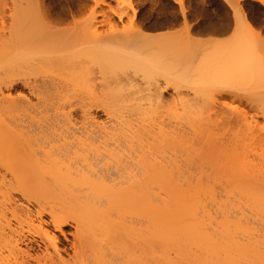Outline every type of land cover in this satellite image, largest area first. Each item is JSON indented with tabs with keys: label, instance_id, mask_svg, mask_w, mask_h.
Segmentation results:
<instances>
[{
	"label": "bare ground",
	"instance_id": "1",
	"mask_svg": "<svg viewBox=\"0 0 264 264\" xmlns=\"http://www.w3.org/2000/svg\"><path fill=\"white\" fill-rule=\"evenodd\" d=\"M106 1L0 0V264H113L105 250L123 234L134 264H175L160 241L176 255L189 245L205 264L264 263L242 208L212 235L194 200L193 215L168 211L162 224L154 208L192 199L185 174L197 149L221 159L212 169L227 196L247 210L264 204V0H221L231 20L217 25L182 0L160 10ZM160 138L166 166L150 157Z\"/></svg>",
	"mask_w": 264,
	"mask_h": 264
},
{
	"label": "rangeland",
	"instance_id": "2",
	"mask_svg": "<svg viewBox=\"0 0 264 264\" xmlns=\"http://www.w3.org/2000/svg\"><path fill=\"white\" fill-rule=\"evenodd\" d=\"M146 1L147 0H144V2H146ZM106 2H108V3L111 2V3H109L111 5L114 4V0H107ZM175 2H174V0H167V2H161V3H164V5L167 4L166 5L167 7H168V5L169 6L172 5L171 7L167 8L164 5L162 7V4L160 3V0H155V5H156L155 8L157 10H160V7L163 8V9L164 8L165 9H170V8H174L176 6V9H177L178 6L176 5V3H178V2H176V3ZM182 6H183V9L185 11H190V13H197L198 15H201L202 18L205 20V22L206 23H210L211 25H214V24L217 25L219 23H223V21L225 20V17L227 15H228V19L231 18V14H230L231 9L228 8L225 5V3H223V1H221V0H182ZM239 6H240L241 9H243L242 11H246L245 8L242 7L243 6L242 3H240ZM258 17H259L258 20H256L257 24L259 23L258 22L259 20H260V23L262 21L264 22V17H260V16H258ZM256 22H255V24H256ZM159 32H164V31H159ZM206 37H207L206 35H203L202 36V38H206ZM202 44H204V43H202ZM169 95H171V91H168V94H165L164 95L165 100H167V101L170 100L169 99L170 98ZM31 100H32L33 103L35 102L33 99H31ZM116 111H118L117 112L118 114L120 113L119 115H122L123 114L122 117L123 116H126L125 115L126 113H124V112L121 113L120 112L121 109H119V110L117 109ZM115 113L113 112V116L114 115L117 116V117H115L116 119L121 118V116L119 117L117 115V113L116 114ZM161 113L159 115H162V116L164 115L163 116L164 117L163 119H165V117L168 115V112H165V110L164 111L162 110ZM93 115H94L93 117L96 119V121H98L99 124L101 123V125L105 126V128L108 127L109 129H111L110 128V126H111V127H113L112 130H114L116 127H117V129H120V128L123 127V129H124V125H122L120 127V125L122 123V122H119V121H121L120 119H119V121L116 120L117 122H119V126H118L117 125V122L115 120H113L112 118L107 117V115H105L104 113H101V112H97L96 113L95 112ZM110 117H111V115H110ZM75 118L76 119L78 118V114L76 115ZM78 120H77V122H78ZM122 121H123V119H122ZM114 125H115V127H114ZM123 135H121V133H119L117 137H112V138H116V139H118L117 141H121L123 143L124 142L123 140L125 139L123 137ZM122 143H121V145H124ZM168 143L169 142H168V140L166 138L165 139L164 138H160L158 140V143H156L157 146H155V147H157V150H156V148H154L155 151L157 152V154L155 152H154V154L151 153V152L154 151V149L150 151V153H151L150 157L152 155L154 156L153 162H154V160L156 158H158V160H156V162H163L164 165L166 166V163L169 160L173 159V157L171 155H169L170 153L168 151V148H166L167 147L166 145H168ZM110 144H111V147H112L113 146L112 145V142ZM96 146H97V144H96ZM114 146L112 148L109 146L108 149H110V148L113 149V148H115ZM100 149L101 148H99V150ZM195 149H197V148L195 147ZM99 150H98V152H99ZM203 150L204 151H200L199 150L200 153H199L198 149L195 150L196 153H195V151L193 152L196 155H197V152H198V155L199 156L197 155V157L193 153L191 154L194 157H196V159H195L192 156V160H195L196 161L195 164H197V165H195L194 164L195 161H193L192 165L194 164V166H191L192 168H188V170H187L188 173L186 172L187 174H185V178L187 179L186 181H188L187 183L190 182L189 183L190 184V188H189L190 192L188 193L189 195L187 196V199L189 200V197H191L192 195L193 196H192V199L191 200L185 201L183 203V205L185 203L189 204V202H191V201L194 200V203L193 202L192 203L195 204L196 206L193 205L192 203H190V204H192L194 208H197L196 209L197 210L196 211L197 213L194 212L195 209H193L190 204L187 205V206L184 205L185 207L182 208L181 206H183L182 205V202L183 201H180V202L179 201L178 202L176 201L177 203H175V202H172L171 201L172 199H170V201H168L169 200L168 198H166L167 201L164 202V203H163V201H160V202L157 201L156 203L158 205L155 203L156 206L154 208L158 207L157 209L160 210V211H158L157 209H154V208L151 209L150 207H148L150 209H149V211L147 209V211L150 212L151 210L153 211V209L154 210H157L158 213L162 211L160 213L162 215L159 214L160 215L159 217L162 216V218L163 217H165V218L164 219L160 218L158 220V222L155 221L156 223H161L162 224L163 223V220H165V219H167V217H169L168 215L172 214L171 216L173 217L174 210H175V213H176V216H177L180 213H182V211H180L181 209L182 210L185 209V210L188 211V212L186 211L187 214L188 213H191L193 215V213H194L193 217L196 216V218L198 217L199 219H201L200 221H203V222L205 221V223H207V225H205L206 228L205 227L204 228H205V230L208 229L207 231L209 232V234L212 235V232L215 231L214 228L216 227L215 229L217 230L218 224L220 222H222V220H223L224 217H228V219H230V221L232 220L231 222L236 221L235 219L240 216V215H238V214H240V212H238V211H240V209L242 208L241 211L245 212L244 214L247 215V217L244 215L245 218H247L246 220H249L248 226L250 227V230H251L250 232H251L252 237H253L252 239L255 242L258 243L255 246L256 249L259 250L258 252H259L260 257L258 255V260H260V259L264 260V204H261L262 206H260V207H258L260 204L259 205L258 204L255 205L256 207L253 205V207H255V208L252 207V209H250L251 210V212H250V210H247L246 207L243 208V205L245 204L244 202H243V205L242 206L240 205L241 203L238 202V198H237L236 192H234L235 194L234 193H231V194H234V197H236V199L233 198L232 195L231 196H227L226 193H225L227 191L225 189L228 186L222 180V178H221L222 176H220V175L217 176V173L215 172L216 170H214L217 166L219 167V165H222V162H220L221 159L217 158L218 156L215 155L213 152H212L213 153L212 154V153H210L211 151L209 152L207 149L206 150L208 152L207 151L205 152V149H203ZM158 151H160V152H158ZM100 152H103V149ZM167 152H168V155L166 154ZM164 154H165V157H164ZM169 156H171V159H170ZM148 157H149V155H148ZM133 158H134V156H132V159ZM166 159L168 161L165 162ZM163 163H161V164H163ZM214 163H215V165H216V163L218 165L215 166ZM219 163H221V164H219ZM156 164H158V163H156ZM113 166L115 167L116 165H113ZM212 166H213L214 169H212ZM114 167H112V169H111V171L113 170L112 172H114ZM189 169H190V171H189ZM210 169H212V171ZM213 172H214V174L216 176L215 175H212ZM195 193H197L196 196H195ZM225 196H227V198ZM235 200H237V202L239 204ZM227 202H229V203H227ZM245 205H248V204L246 203ZM127 207L129 208V212H130V209H131V212L130 213H132L134 211L133 212L134 214L129 215V212H128V208ZM127 207H125V208L123 207L125 210H127V212L124 210V214L123 215L126 214V216L124 217L125 219H123V220H124V223L125 224H128V223L131 224V222H130L131 221V218H132V216L135 215L136 212H138V209L135 208L134 206H133L134 208H132V206L130 204ZM187 207H188V209H187ZM189 207L192 208V212L193 213L191 212V210H189L190 209ZM238 207H239V209H238ZM247 208L249 209L251 207L248 206ZM176 210L178 211V214H177V211ZM168 211L170 212V214L168 213ZM183 212H184V210H183ZM186 212H185V214H186ZM166 213H168V214H166ZM127 215H129V217ZM235 215H236V217H235ZM176 216L174 214V217H176ZM112 218H113L112 220H114V221L117 219V217H116L115 214H113ZM168 221H170V220H168ZM142 223H144V224H142V227H144L143 229H145V230L150 229L149 228L150 226L149 227L147 226L149 223L146 225L147 221H146V223L145 222H142ZM159 226L160 225L157 224L156 228H157V230H160L161 231V228ZM145 230H144V232H145ZM160 231H158V232H160ZM65 233L68 234L67 238L71 242L72 241V238L71 237L74 234V229L73 228H67L65 230ZM103 235H104V233L102 235L101 234L98 235V239L101 240V238H99V237L100 236H103ZM125 236L123 234V238ZM128 236H129V239H131L130 238V235H128ZM123 238L122 239H119V242L118 243H111V244H109L108 247H106V248H109V249H107L105 251L107 252L108 257L111 260V263H113V264H134V262H135V256L133 255L134 253L130 251V248H131L130 245H131V243L129 242V240H127L126 242H128L130 244L125 243V242L124 243L120 242V240H124L125 239V238L124 239ZM102 240H104V239H102ZM182 242L185 243V241H182ZM255 242H254V244H255ZM103 243H104V241L98 242V244L101 245L100 247H103L105 245ZM160 243H162V242L160 241ZM160 243H158L156 245V249L158 250V255L161 256V257H163V260H165L167 258V256H169L168 258L173 259V262L175 264H205L204 261L201 259L202 257L200 255L194 256L193 253H191L192 252V248H191V250H189V245L183 246L181 248V250L179 252H177V255H176L175 251H173L175 249H173V250L171 249L170 250L168 248L169 246H167L166 243L165 244H161V245H160ZM127 244L129 246H126ZM103 249H104V247H103ZM256 254H258V253L256 252ZM141 258H143L142 264H152L151 263L152 262V259H149L150 257H147L146 258V255H144V256L142 255ZM262 260H261V262H262ZM261 262H259V263H261ZM160 264H162V261H161ZM262 264H264V263L262 262Z\"/></svg>",
	"mask_w": 264,
	"mask_h": 264
}]
</instances>
